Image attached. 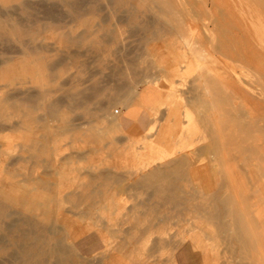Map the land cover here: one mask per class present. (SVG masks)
<instances>
[{"label": "rangeland", "instance_id": "374dc122", "mask_svg": "<svg viewBox=\"0 0 264 264\" xmlns=\"http://www.w3.org/2000/svg\"><path fill=\"white\" fill-rule=\"evenodd\" d=\"M91 1L0 0V19H14L0 29V125L16 124L0 130V203L63 228L65 246L76 247L65 255L68 264H264V0ZM155 54L180 63L181 77L169 78ZM51 72V98L67 91L86 97L84 110L63 108L69 132L63 120L47 126L36 120L42 108L29 114L10 108ZM145 79L169 87L159 105H146L150 125L144 131L138 119L130 127L110 125L125 112L136 114ZM176 102L183 108L178 131L196 134L191 148L179 153L174 146L171 153L187 163L171 202L128 167L131 146L165 125ZM92 185L103 198L91 200V213L87 203L75 209L67 194ZM215 195L228 197L222 210L230 206L235 218L231 212L208 223L196 215V205L207 206ZM18 217L3 219L0 264L20 261L5 240ZM236 218L246 229L243 241L236 239ZM56 228L54 235L61 233Z\"/></svg>", "mask_w": 264, "mask_h": 264}, {"label": "bare ground", "instance_id": "6f19581e", "mask_svg": "<svg viewBox=\"0 0 264 264\" xmlns=\"http://www.w3.org/2000/svg\"><path fill=\"white\" fill-rule=\"evenodd\" d=\"M92 1H94V3H96L95 0H92ZM122 1L123 0H110V2H113L114 5L118 4V3H121ZM131 1H133V0H131ZM87 2H88V0H87ZM8 20L9 21H11V20L14 21L12 16L8 17ZM8 20L3 22V20L0 19V29H4V30L6 29L5 26L8 25V23H7ZM108 39H106V40H108ZM184 45H185V47L186 46L190 47L188 42H186ZM202 56H203L202 58H204L203 60H205V61L208 60L207 59L208 57L206 55L203 54ZM200 63H202V61H200ZM202 64L204 65V63H202ZM167 66L169 67V69L166 71V73H167L169 78L173 79V78L181 77V71L183 69V66H181L180 63H176V61H174V59H171V60H169L167 62ZM230 66H232V64ZM6 69H8V68H6ZM204 71H205L204 73H206L205 69H204ZM244 74L245 73H243L242 76ZM248 74H251V73L248 72ZM246 76H249V75L246 74L245 78H246ZM55 77H56V74L54 72L47 73L41 78L42 79L41 81H43L45 78L47 79V81H45V84L40 86L41 88H39L36 92L27 93V94L23 95L22 97H15L13 100H12V96H9V97L6 98L5 102L12 100V104L10 105V108H12L14 111H18V112H22V113L24 111H26V113H28V114L31 111H33V110H36L38 108H42V109H44L45 114L42 117H39V118L37 117L36 120L41 121V123L44 126L49 125L50 122L56 121V122L59 123L61 120H63V129L66 130L67 132H69L70 129H71V126L69 128V125H68L69 121L65 120V113H64L63 108H66L68 111L75 110V109H83L84 110L85 109L86 97H85V95L83 93H82L83 95H79L80 92L73 93V92L67 91L63 95V97H59V98H56V99L53 98V97L51 98V94L54 92V89L49 86L50 85L49 83H52L56 79ZM155 78L158 79L159 77H155ZM203 79H201V80H203ZM205 82H207V81L205 80ZM205 82L204 83L202 82L204 84V86L208 84V83L205 84ZM249 82H250V80H249ZM212 84L213 83H211V85ZM208 85H210V84H208ZM238 86H240V85H238ZM242 86H243V84H242ZM243 88H245V87L243 86ZM168 89H169V87H168ZM206 91H207V89H206ZM18 94H20V93H18ZM18 94H16V95H18ZM207 94H209V90H208ZM257 95L261 97V95H259V94H257ZM262 97H264V96H262ZM229 101H230V99H229ZM231 102H232V100H231ZM210 103H213V102H210ZM227 107H228V105H227ZM204 109L207 110V108H204ZM129 112H130V110H129ZM187 120H189V119H187ZM207 120H208V118H207ZM200 121H202V120H200ZM189 122H188V124H189ZM235 122H236V120H235ZM121 123H122L121 118L119 120L114 119V120L110 121V125H112L114 127H117V128L119 126H121ZM217 123H219V122H217ZM8 127H9V129L10 128L15 129L16 128V124H13L11 126L0 125V130L1 131L5 130ZM174 127H175V124L174 125L171 124L170 120L168 119V121L166 122L165 125H163L162 127H157V128L154 129L155 131H154L153 135L151 134L146 139H142L141 140V141H143V143L141 142L142 144L140 143L138 146H134V145L131 146V148H132L131 157H132V161L133 162L128 167L131 171H135V172L141 171L142 174H143L142 175L143 181L140 179L142 181V183L143 184L145 183L147 186H148V184L151 185L150 187H152L153 193L154 192L161 193L166 199L170 200L171 202H174L176 200L177 192L181 191V188H180V186H179L177 181H181L182 179H185V176H187L186 172L183 169H181L184 166H186L187 163L186 162H176V160L178 159L179 153L183 152L185 149L188 150L189 148H191V143L193 142V136L196 134L194 130H189L188 127H185V129L183 131H181V132L178 131L177 135L174 138V142H173L172 146H167L168 148H165L164 146L159 145V140L160 139L162 140V138H163L164 141L169 142V138L167 137V135H168V133L170 131H172V129H174ZM203 128H204V125H203ZM216 131L219 132L220 130L218 131L216 129ZM208 132H211V131L209 130ZM236 132H237V127H236ZM211 134H212V132H211ZM217 134H219V133H217ZM214 137H215V135H214ZM47 140H49V138H47ZM222 140H223V138H222ZM227 140H228V138H227ZM215 141H217V140H215ZM218 142H219V140H218ZM220 143H222V142H220ZM174 146H179L180 150H179L178 154H175V155L172 154L171 155V153L173 152ZM215 149L216 148H214L213 151ZM158 155L160 156L159 159L154 161L153 158L155 156L157 157ZM216 155H218V154L216 153ZM166 161H170L171 162L170 166H168L169 162H166ZM152 165H156V166L153 167ZM142 170H146V171L143 172ZM159 181L163 182V183H165V181H166V185L165 184L158 185V183L155 184V182H159ZM103 191H104L103 189L102 190H100L99 188L96 189L95 186L92 185L91 189H89L88 191H83L82 190L81 193H77L75 191V192H71L72 194H67V195H69V197L72 198V199L71 198L70 199L72 200L73 207L75 209L77 207L81 206L83 203H87L88 206L90 207V209L87 210V211H89L88 213H91L92 207H93L91 200L96 198V197H99V198L102 197L103 198V196H104L103 194L105 193V192L103 193ZM101 195H103V196H101ZM182 196H183V193H182ZM228 200H229L228 197H223V195H215L211 199V202H209V204H207V206L206 205H202V206L196 205L195 213H196V215H199L201 213L199 215L201 217V219H206L205 221L208 222V223H210L212 220H214L216 218L221 219V218H223V216H226L227 214L229 215V213L231 215L233 213V211L230 209V206H229V209H228L230 212L228 211L226 213L225 211L222 210L223 206H226L230 202V201L228 202ZM93 204H95V203L93 202ZM42 207H44V206L42 205ZM227 208H228V206H227ZM13 214H18L19 215V217L17 219V225L15 224L16 226H12L13 223L11 221L9 222V223H11L8 226V228H9L8 229V237H9V239L5 238V240L6 241H8V240L11 241V243L16 247V254L15 255L20 260L18 264H68L67 261H66L65 255L67 253L71 252V251L76 252L75 251L76 247H75V245L73 246L72 244H70L71 245V249H72L71 250L69 247L65 246V241H67L70 237H69L68 233L63 230V228H60V226L57 227L56 224H55L56 226L53 225V224L51 226L50 225L46 226L45 224H43V222H41L37 218V216H33V217L24 216L22 213L14 212L13 210L9 209L3 203H0V228H1V225H2V222H3V219L4 218H9ZM79 214L80 215L82 214L84 216V212L83 213H79ZM232 215H233V218H235V216H234L235 214L233 213ZM233 221H234V219H233ZM54 222L57 223L58 221L56 220ZM234 222H235V224L233 226V229L236 232H239V234H237L238 236H236V239L238 240V238L240 237L239 241L240 240L243 241L244 238H243V236H241L242 234L240 233V231L244 227V226L242 227V223L243 222L241 223V220L239 218L238 219L236 218V221H234ZM244 223H245V221H244ZM62 224L63 225L65 224V226L67 225L65 221H63L61 223V225ZM226 225H228V224L226 223ZM223 227H224L223 229H229V227H227V228H225V226H223ZM55 228L56 229H60L61 233L58 232L57 235H54V234H56L54 232ZM244 229H245V227H244ZM192 236H194V235H192ZM186 238H188V237H186ZM1 239H3V238H0V242H2ZM247 243H248V241H247ZM192 245H194V244H192ZM67 248H69V249H67Z\"/></svg>", "mask_w": 264, "mask_h": 264}, {"label": "crops", "instance_id": "0c3cea01", "mask_svg": "<svg viewBox=\"0 0 264 264\" xmlns=\"http://www.w3.org/2000/svg\"><path fill=\"white\" fill-rule=\"evenodd\" d=\"M181 20L183 22V19ZM153 58L159 64V68L162 69L164 72H166L169 69V67L167 66V62L164 61V59L159 57L157 54L153 55ZM152 80L153 79H145L143 82H145L146 85L143 84V88H139V90L136 93V96L143 100V102H139V104H137V106L135 107L137 108L136 109L137 112L135 111L136 114L127 115L125 112L124 115L122 116V125H124V127H130L131 120L133 119L139 120L141 131L142 130L144 131L148 127L151 121L150 119L151 116L147 114L148 109L146 108V105L149 108L156 107L162 102V99L164 98L165 93L168 91V88H162V86H166V85L168 86V84L165 83L163 79H159L158 84H154ZM249 80H248V83H251V79ZM147 84H151V85H147ZM233 92L234 93L236 92L235 87H234ZM180 109H183V108L181 104H179L178 102L171 104L167 108V111H168L167 118H169L171 124L173 125L175 124V127L167 135V137L169 138V142L164 141L163 138L162 140L161 139L159 140V145L164 146L165 148H168L167 146H172L174 142V138L178 133V129L182 124L181 122L182 114L179 113ZM181 161H182L181 159L176 160V162H181Z\"/></svg>", "mask_w": 264, "mask_h": 264}, {"label": "built area", "instance_id": "2783aa9c", "mask_svg": "<svg viewBox=\"0 0 264 264\" xmlns=\"http://www.w3.org/2000/svg\"><path fill=\"white\" fill-rule=\"evenodd\" d=\"M115 112H118L117 110Z\"/></svg>", "mask_w": 264, "mask_h": 264}]
</instances>
